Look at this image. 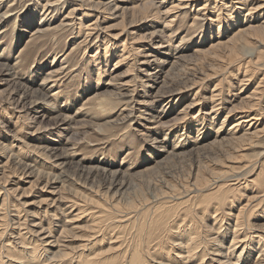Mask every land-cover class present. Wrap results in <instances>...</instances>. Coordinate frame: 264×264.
<instances>
[{"label": "rangeland", "instance_id": "374dc122", "mask_svg": "<svg viewBox=\"0 0 264 264\" xmlns=\"http://www.w3.org/2000/svg\"><path fill=\"white\" fill-rule=\"evenodd\" d=\"M13 2L15 4L11 6L10 4ZM45 2L46 0H9L4 3L0 0L1 13L6 10L11 13L15 12V15L13 14L2 24V30L6 29V31L0 36L2 39L0 55L3 53V57L0 58V67L3 66L1 63H8L12 67L19 56L18 59L21 60L17 68L24 71L23 73L26 75L29 73L28 78L22 81L24 83L21 85L15 83L9 76L1 74L0 68V151L4 152L3 154L0 152V156L4 161L9 160L7 170H11L13 176L15 174L18 176L25 169L34 167L36 171L58 176L57 184L63 183L69 188L75 189L79 193L78 198L81 195H86L95 201L93 204H89L82 200L84 199L82 196V199H76L85 205L83 209H87L77 222V225L80 226L79 239L74 237L72 241L63 242L66 245L63 247L64 251L71 253H67V256L59 254L56 257L46 251L38 236L27 233L28 226L26 227L25 224L27 225L28 221L25 218H29V215L25 210L22 211V208L25 209V207H21L22 214L20 216L23 215V218L19 219L10 216L9 210L12 206L7 205L4 210L6 217L3 221L0 220V258H2L0 263L26 264L27 260L33 261L29 256V250H25L21 246L22 241L18 238L21 230L23 236L26 237V242L32 247L31 250L33 247L39 250H37L38 257L35 255L36 259L42 260L44 264H79L87 256L89 258L95 256L98 261L101 260L100 262L104 264H127L129 263L127 259L131 258V251L133 252L134 249L137 251V248L141 250V252L139 251L141 257L143 256L140 264H218V258L222 259L223 255H225L223 259L229 258L228 263L231 262L229 264H233L232 262L244 264L245 261H248L245 264H261L257 261L260 259L258 258L259 244L263 245L264 242L257 240L255 236L257 229L264 231V132L263 135L261 134L262 136L254 138V142L249 143L248 140L228 133V128L238 118L232 116L236 113H230L228 119L224 122L223 120L234 104L243 105L244 95L251 92L260 81H262L260 84L261 93L264 95V38L252 37L251 42L240 44L233 57L225 51L227 50L225 48L219 47V51L217 48L215 51L210 47L211 43L219 38L217 36L220 28L222 40L233 36L240 24L248 22L253 25H261L262 27H259L263 28L264 11L263 13L261 10L250 12L249 6L252 5V1L246 4L236 3L237 6L242 7L237 10L241 11L242 18L236 22L233 21L236 13H231L230 8H224L221 0H218V5L215 8L207 10L208 19L196 20V8L205 1L194 0L192 5L195 4L196 7L190 6L193 9H188L186 14L179 10L181 15L172 22L173 25L169 27L170 31L163 30L166 14L157 12L154 16L153 14L149 16L150 18L146 21L144 17L148 14L144 7H138L133 11L127 10L128 14L124 12V15L120 11L115 14L120 13L121 16L118 18L112 16L113 10H108L109 12L92 11V14L87 17L88 20H96L98 15L104 16V21H99L102 23L100 27L110 28L108 30L110 35H113L114 32H122L118 38L110 37L111 43L114 41L117 50L109 57L110 63L106 67L102 64L105 46L103 39L96 40L97 34H95L96 36L94 35L87 42L83 33L82 35L76 33L78 28L74 31L66 30L62 37L56 42H52L50 46H45L42 50L37 49V53L33 54L31 61L26 60V55H23L24 58L20 56V51L27 45L31 32L40 25ZM67 2L68 4L66 3L58 12L56 11L57 13L54 12V25L59 24L73 3L76 4L80 1L67 0ZM177 2L179 0H169L168 6L165 5L158 9L162 12ZM209 2L211 6L215 5V0ZM176 11L177 9L173 12ZM27 12L34 16V20L28 21L27 29L29 31L18 38L17 32L11 30L15 25L18 28L26 26L27 22L23 17ZM218 13L220 14L218 15ZM196 21H199L200 24L198 29L194 30L195 28L191 24ZM154 31L155 33H153ZM170 33L172 35L169 36ZM126 37L129 46L134 48L140 45L144 46L137 48L138 52L133 50L130 58L122 60L116 67L115 63L121 57L122 52L120 45ZM185 37L184 43L180 44V41ZM163 41L165 46L161 45ZM178 44L180 47L177 46ZM98 45H100L98 55L100 54L102 57L99 59L101 64L99 63L98 66L101 65L107 69L99 83H97V65L93 66L94 57L92 56L97 53ZM184 45L187 47L181 50L180 48ZM198 48L208 49V51L206 53L196 52ZM155 49L160 52L169 51L171 54L168 57L165 56L167 54L156 50L153 53L157 55L158 60L171 61L174 60L173 56L181 54H184L185 57L178 60L175 68H171V63L165 64L158 74L160 75L159 82L154 84L157 86L152 89V87L143 86V84H153L151 80L146 81L148 76L145 73L148 70L143 73L137 67L140 65L138 62L143 60V54L150 50L155 51ZM38 50L40 51L38 52ZM55 53L58 55L52 63ZM251 54H257L258 61L251 60L246 63L251 59ZM65 56L68 58L62 65H66L68 69L63 83L58 82L56 85V89L60 90L58 99L67 111L64 113L75 115L77 108L85 105L83 113L87 114L72 119L69 124H67L68 120L59 116L62 112L26 111L29 110L31 101L35 99L36 94L33 97L31 95L26 98L22 97L23 90L27 86L38 88L45 72L50 68L59 67L62 59L66 58ZM36 65L42 68V73L39 75L33 72ZM247 68L252 79L240 93L239 79L243 77ZM111 79L113 84H118L120 81L128 84L125 86L127 88L122 91L123 94H133L131 90L135 87V92L138 95L134 93L133 96L140 101L150 102L148 106L151 109L148 112L152 115L144 114V117L149 120L155 115L153 119L156 121L161 119V122H165V127L155 128L157 130L155 132V130L145 129L144 125H148L149 122L147 119L127 117L130 107H132L127 95L121 99L109 96V99L114 103L108 111L107 109L92 111L88 105L90 101L86 99L90 94L97 92L116 91L117 85L111 86L104 83ZM164 80L168 82V86L161 88L163 94L174 91L178 87L190 85L194 87L185 90L181 94L182 97H174V103H170L169 107H164L162 104L168 103L170 98L153 104L147 89L151 88L156 92ZM215 87L221 90L222 103L214 119L211 120L213 114L202 113L198 121L190 122L187 119L174 125L179 116L178 112L187 103H190L195 96V98L209 97ZM196 93L198 94L196 95ZM46 101L53 108L54 102L51 98L47 96ZM260 104L259 108H262L264 103ZM122 108L126 110H122ZM170 108L171 111L168 112ZM199 108L196 109V112ZM204 108V112L211 110V107ZM121 112L124 114L120 115V118L125 121L118 123V114ZM134 114L138 116L141 112L134 111ZM263 125L264 119L260 127ZM198 126L200 132L197 131ZM38 127L40 128L39 132ZM66 127L67 129H64ZM243 130V128L240 129L237 135L242 134ZM173 140L180 141L178 151L174 152L176 154L161 151L165 145H169L167 150H172L169 142ZM45 146L48 148L58 147V149L43 150ZM69 146L76 151V155L67 158L60 169L52 165L56 160L63 161V159H56L51 153L54 151L60 153L63 148ZM16 170L19 174L15 172ZM113 170L118 173L111 174ZM123 174H125L124 179L128 183L123 189H120V179H123ZM252 180L255 183H250ZM4 183L0 182V186ZM220 184L231 189L223 197L225 198L224 203L218 201V198L221 197V192L217 191ZM255 187L260 191L259 193L253 191ZM67 192L70 196L73 194ZM10 199L13 200L15 197L11 195ZM207 201L210 203L207 204ZM158 208L159 214L155 212ZM120 209L125 212L130 210L129 212L135 214L130 213L129 216L132 217L129 220L124 218L123 220L120 219V214H123ZM93 213L96 216H93ZM56 215L62 216L61 212ZM159 215L164 217L162 226H156L158 219L156 216ZM237 216L244 225L241 227V232L244 231L246 234L248 232V238L245 239L246 249H244L243 255H240V260L236 254L240 253L241 247L235 248L232 242ZM99 217L102 218V221ZM20 220L22 222L25 220V224L22 223L23 225L20 224V226L18 224ZM50 220V218L46 219L44 223L48 224ZM95 221L96 224L101 223L99 224L101 227L97 228V231L92 227ZM52 227L53 234L58 235L61 229L57 227L55 230L56 227L53 224ZM251 233H255V235L254 238L249 239ZM194 235V238L197 239L196 248L192 252L186 253L188 248H185V244ZM262 236L264 237V233L261 234ZM79 243H86L88 246L84 249L72 248ZM8 246L14 248V251L9 250ZM245 251L247 253L244 255ZM218 252L222 256L217 255ZM13 255H17L16 257L19 259L13 258ZM123 260L125 261L123 262Z\"/></svg>", "mask_w": 264, "mask_h": 264}, {"label": "bare ground", "instance_id": "6f19581e", "mask_svg": "<svg viewBox=\"0 0 264 264\" xmlns=\"http://www.w3.org/2000/svg\"><path fill=\"white\" fill-rule=\"evenodd\" d=\"M1 1H3L5 3V2H7L9 0H1ZM78 1H80V2H78L76 4L75 3L72 4L73 6L64 15V17L61 19L59 24L54 25V23H53V20L55 18L54 12L57 13L60 10V8L64 7L66 3L68 4V2H67V0H46V2L43 4L44 7H43V12H42V17H41L40 22H39L40 25L36 29H34L33 32H31L30 37L27 40V45L24 47V49L22 51H20V56L23 57V55H26V57H25L26 60L28 59L27 61H31L33 59V57H32L33 54L37 53V49L42 50L43 47L50 46V44L52 42H56L57 40H59L62 37L63 32H65L66 30L72 29L74 31L76 28H78V31L76 33H78V35H80V34L82 35V33H83L85 35V39L87 40V42H89L88 40H90L92 37H94L95 34H97V36L95 35L96 36L95 37L96 40L103 39L102 41H103V44L105 46H104V55H103L104 56V60H103L102 64L106 65V67H107L109 65V63H110L109 57L114 52H116V50H117L116 46H115L116 44L113 43L114 41L111 43L110 37L118 38V37H120L122 32L121 33L120 32H114L113 31L114 29H113L112 30L114 32V34H113L114 36H113V35H110V33H108V30H110V28H108L107 26H101L100 27V25H102V23L99 22V21H104V19H105L104 16L101 17V16L98 15L96 20H88L87 17H89V15L92 14V11L106 12L108 10H110V11L113 10V12H111V14H113L112 16L114 18H118V17L121 16L120 13L117 14V15H115V14L120 12V11H121L122 14L124 12H126V14H128L127 10H129V11L132 10L133 11L134 9L137 10L138 7H144L145 11L148 14L147 16L144 17V20H146V21L150 18L149 16H152V14L154 16V14H156L157 12H159L160 14L161 13L162 14H166V16L164 15L165 16L164 17V23L165 24H163V30L166 29L167 31L168 30L170 31L169 27L171 25H173L172 22H174L177 19L178 16L180 17L181 11H182L183 14H186L188 9H191V10L193 9L190 6L196 7L195 4L192 5V2H194V0H179V2L172 4L168 8H165V10L162 11V12L159 10L160 7H163L165 5L168 6L169 0H130V1H128V0H78ZM204 1L205 2L201 3V5L198 8H196V16H195L196 20H206V19H208L207 15H206L207 10L210 11V8H215L218 5L217 4L218 0H215V5H213V6H211V4L209 2L210 0H204ZM249 1L253 2L252 5L249 6L250 12L253 11V10H261L262 13H263V11H264V0H238V2H235V0H229V1L228 0L227 1L221 0L222 5H223L224 8H230L229 11H231V13H234V12L236 13L235 18L233 19V21H236V22L242 18V16L240 15L241 11H237L238 9H241L242 7L237 6L238 4H236V3L246 4ZM14 4H15V2H13L10 5L12 6ZM0 6H1V4H0ZM83 6H84V9H82ZM156 8L157 9L159 8V9L157 10ZM154 9L156 10L155 12H154ZM176 9H177V11L173 12ZM139 10H140V8H139ZM179 10H181V11H179ZM219 10H221V9H219ZM177 12H180V13L177 14ZM250 12H248V13H250ZM14 13L15 12L11 13V12H9L7 10L2 12V13L0 12V36L6 31V29L2 30V24L5 21H7L8 19H10V17H12ZM16 14L18 16V12ZM219 14L220 13H218V15ZM204 15H205V17H203ZM226 15L228 16V14H226ZM23 18H25V22H27L26 26L23 27V28H18L17 25H15L12 28V30H11L12 32H15V31L17 32L18 38H21L22 36H24L25 32L29 31L27 29L29 27L28 26L29 25L28 21L34 20V16L31 15V13L29 14V12H27L25 17H23ZM217 19H218V17H217ZM144 20H141V21L143 22ZM199 24H200V22L196 21V23H192L191 26L195 28L194 30H196V29H198ZM259 26H261V25H253V24L248 23V22H247V24L246 23L245 24H240L238 26L237 30L233 33V36H231L227 40H222V37L220 36V35H222L221 34V28H220L219 31H218L219 34L217 36L219 38L216 41L211 43V47L210 48L211 49L214 48V50L216 48L218 50L219 47L220 48H225V49H227L225 51L229 52L230 56L233 57L235 55V53H234L235 50L237 49V47L240 44L251 42V40L253 39L252 37H257V38L258 37H262V38H264V27L260 28ZM153 33H155V31ZM170 35H172V34L170 33L169 36ZM188 37H189V34H188ZM6 39H8V38H6ZM185 39H186V37L183 38L180 41V44H183L184 43L183 41ZM127 41L128 40H127V37H126L123 40V42L121 43V45H120L122 52L120 54L121 57L119 58L117 63H115L116 67H118L120 65L122 60H124V59H126L128 57L130 58V56L132 55L131 52L133 50L137 51V48H140V47L144 46V45H140L137 48H134L131 45L129 46L128 45L129 42H127ZM1 42H2V39L0 38V43ZM180 44H178L177 46H179ZM161 45L162 46L164 45V41L162 42ZM113 46L115 48L114 50H113ZM99 47H100V45H98L97 53L92 55L94 57L93 58V60H94L93 61V66L97 65V68H96L97 69L96 70L97 71V83H99V80L100 81L102 80L103 74L107 71L106 67L103 68L101 65L98 66V64L100 63L99 59L101 57L100 54L98 55ZM145 47H146V45H145ZM186 47L187 46L184 45L180 49L184 50V48H186ZM40 50H38V52ZM156 50L157 49H155V51L154 50L153 51L150 50L149 52L145 51L146 53L143 54V60L141 62H138L140 65L137 67V69L140 72H143V73H145L144 71L148 70L145 73V75L148 76L146 81L151 80V81H153V84H143V86L152 87V89H154V87L157 86V85L154 86V84L159 82L158 79L160 78V75H158V74L163 69L165 64L171 63V68L172 67L175 68L177 66V64H178L177 63L178 60L182 59L183 57H185L184 54H181L180 56H173L174 60H171V61L158 60L157 57H156L157 55H155V53H153V52H156ZM4 51H5V49L3 50V52ZM198 51L206 53V51H208V49L204 50V49L198 48V49H196V52H198ZM158 52H160V50ZM181 52H183V51H181ZM160 53L167 54L165 56H168V55L170 56L171 55L169 51H164V52H160ZM221 53H222V51H221ZM133 54H135V53H133ZM253 54H254V51H253ZM253 54L250 55L251 59L248 60L246 63H249L251 60L252 61L255 60V62L258 61V59H259L258 55L257 54L253 55ZM2 55H3V53H1L0 58L3 57ZM57 55H58V53H55L52 63L57 58ZM18 57L19 56H17V60H16V62L14 63V65L12 67L8 63H1V65H3V66H2V68L1 67L0 68H1V74L5 75V76H9L12 80H14L15 83L17 82V83L21 84V83H24L22 81H24L26 78H28V76H29L28 74L29 73H27V75H26V74L23 73L24 71H20L19 68H17L18 63L21 60V59H18ZM206 57H207V55H206ZM67 58L68 57L62 59L61 65L59 67L50 68L48 71L45 72V75L43 76L42 80L38 84L39 85L38 88L34 89V88H30V87L27 86L23 90V93H24L22 95L23 98H26L27 96H30V95L33 97L34 94H36L35 95L36 96L35 99H33L31 101L32 104H31L29 110H26V111L31 112V110H32L33 112H40V110H42L44 113H50L52 111L62 112V114H59V116L61 115L62 118H64L65 120H68L67 124H69V122H71V120L75 119L76 117H79V116H82V115H85V116L87 115L86 112L83 113L85 105L77 108V110L75 111V115L74 114L64 113V112H67V111H65L66 109H64L63 105L61 104V102L58 99L60 90L58 88L56 89V85H58V82H60L62 84L63 81H64L63 80L64 76L67 74L66 73V70L68 69V68H66L67 66L66 65H62V64H64V62L67 61L66 60ZM175 58H177V59H175ZM135 62L137 63V60H135ZM68 63H67V65H68ZM35 68H36V70H35ZM35 68L33 70L34 74L39 75V74L42 73L41 72L42 68L40 66L36 65ZM239 68H240V66L237 68V72L239 71ZM32 73H31V75H32ZM31 75H30V77H31ZM112 78H113V76H112ZM32 79H34V78H32ZM251 79H252V75L248 72V68H247L245 70V73L243 74V77L242 78L240 77V79H239V84H238L239 88L238 89L240 90V93H242V91L245 89V86L247 85V83ZM114 82H116V81H114ZM261 82L262 81H260L258 83V85L254 89L251 90V92H249L248 94L244 95V97L242 98L244 100L243 105L239 106V104H236V105L234 104L233 107H231L229 112L226 114V116H225V118L223 120V122L226 121L228 119L230 113L231 114L232 113H236V114H234L232 116H234V118H237V117L238 118L235 119L234 123L228 128V133H230L233 136L236 135V137H238V138H242V139L248 140L249 143L250 142H254L253 139L254 138L257 139V137L262 136L263 132H264V125L262 127H260V125H262L263 119H264V106L262 108H259V106L261 105L260 103L261 102L264 103V95L261 93V90H262V88L260 86V84H262ZM104 83H105V85L107 84V85H111V86L112 85H117V88H116L117 90L116 91L115 90L114 91L110 90V91L103 92V93L102 92H97L95 94H90V96H88V98L86 100L90 101L88 105L92 109V111L96 110V109H99L101 111L102 110L104 111V110L107 109V111H108V109H111L110 107H112L111 105H113V103H114V101H111L109 99V96L114 97V99H121L123 96L127 95V94H123L122 93V91L125 88H127V87H125L126 85H128V84H126V82H121L120 81V83H118V84H115V83L113 84V81L111 79L110 81H106ZM127 83H129V82H127ZM166 86H168V82L166 80H164L162 86L159 87L156 92L152 91L151 88L147 89V91L149 93V98L152 99L151 102L153 104L161 102V101H165L168 98H170L168 103H165V104L163 103L162 104V106H164V107H167V106L169 107L170 103H174L173 102L174 101V97L175 98H180V97H182L181 94H183V92L185 90H188L189 88H193L194 87V86H191V85L190 86L178 87L174 91H170L167 94H163L162 93L163 89H161V88H163V87L166 88ZM216 86H218V85L216 84ZM131 91H133V94H129V95H127V97L129 96V100L128 101H130V106H132V107H130V112H129V114H127V117H131L130 119H133V118H136V117L137 118H141V119H147V118L144 117V114H150V112H148L151 109L148 106L150 102H148V101L146 102L145 100L140 101V100L136 99L133 96L134 93H136L135 92V87ZM197 94L198 93H196V95ZM46 95L49 98H51V100L54 102L53 108H51L52 105L49 104V102L46 101V99H47ZM195 97L193 98V100L190 103H187L185 105V107L182 108L178 112L179 116L176 118V121H175L176 123L174 125L178 124L181 121L184 122V120H187V119H188V121L190 120V122L198 121L201 118L202 113H207L208 115L213 114L211 120L215 118L216 114H218L217 111L220 108V105L222 103L221 90L220 89H218L216 87H215V89L213 88L211 95L209 97H207V98H206V96L204 98L203 97L195 98ZM11 103H12V101H11ZM131 104H133V105H131ZM208 104H211V105H208ZM204 107H211V110L208 111V112H206V111L204 112V110H203V109H205ZM171 108H172V106H171ZM171 108L168 110V112L171 111ZM197 108H199L198 112H196ZM124 109L125 108H122V110H124ZM134 111H139V112H141V114L136 116V114H134ZM88 112H90V111H88ZM123 114H124L123 112L118 114V120H119L118 123H123L125 121L123 118H120V115H123ZM150 115H152V114H150ZM123 117L125 118V116H123ZM154 117H155V115L153 116V118ZM153 118L149 119V120L147 119L149 122H148V125L147 124L144 125L145 129H150V130H153V131L155 130V132H156L157 130L155 128L159 129V127L160 128L165 127V122H161V119L156 121ZM230 118H231V116H230ZM136 122H138V121H136ZM242 128L244 129L243 133L242 134L240 133L241 135L239 134V136H238L237 134L240 131V129H242ZM64 129H67V127L64 128ZM35 131H37V130H35ZM39 131H40V128H39L38 132ZM197 131H199V126L197 127ZM38 132H36V133H38ZM55 143H53V144H55ZM169 143H170V146H172V150H170V151L167 150L168 149L167 147L169 145H167V146L165 145L164 146L165 148H162L163 150H161V151L168 152V153H171V154H176L174 152L178 151V148H179V145H180V141L173 140V141H171ZM45 149L46 150L47 149L48 150H51V149L52 150L53 149L57 150L58 147H56V148L55 147L48 148V147L45 146V148L43 150H45ZM51 154L54 155L56 157V159H60V158L63 159V161L56 160L55 163L52 164V165H55L56 167H58L60 169L61 165H63L65 163V160L67 158H72L74 155H76V151L73 150V148H70V146H69L68 148H63L60 153H58L57 151H54ZM8 161L9 160H5L4 161L1 158V156H0V182H2V183L5 182L2 186H0V220L3 221V219H5L4 217H6V215H5L6 213L4 212V210H5V207L7 208V205L8 206H12L11 209L9 210L10 216L12 215L11 217H15V218L21 219V218H23L22 217L23 215L22 216H20V215L22 214V211L25 210L28 213V215H29V218H27V217L25 218V220L27 219L28 223L26 225L25 224V220L23 222H22V220H20L18 222V224L20 225V224L23 223V224H25L26 227L28 226L27 228L25 227L27 233H30L33 236H34V234L36 236H38V239H39L40 243L41 242L43 243L44 248L46 249V251L48 253L52 254L51 256L56 257L59 254L61 256L62 255L67 256L68 255L67 253H71V252L64 251L65 249H63V247L66 246V245H64L63 242L72 241V239H74V237L79 239L78 238V232L80 231V226L77 225V222L80 220V218L83 216V214H85L84 212L87 210V209L86 210L83 209V206H85L84 204H81L80 202L76 201V199L78 198L77 195L79 194L78 191H76L75 189L69 188L67 185H65L63 183L61 185H58L57 184L59 182L58 181V179H59L58 176H55V175H52V174H47V173L44 174V172L36 171L34 169V167L33 168L30 167L27 170L25 169V171L21 172L20 174L16 170L15 172H17L19 175L16 176V174H15L13 176L12 173H11L12 171L10 169H9L10 171L7 170ZM10 167H11V165H10ZM35 168H37V166H35ZM117 173L118 172L116 170L111 171V174H113V175L117 174ZM119 173H121V172H119ZM122 176H123V179H120V189H123V187L128 183L124 179L125 174H123ZM252 182H254V180H252L250 183H252ZM230 190L231 189L229 187H226V185H224V184L223 185L220 184L218 186V190L217 191L221 192L220 193L221 197L218 198V201L220 203H224V199L225 198H223V197L225 195H227V193L230 192ZM67 191L72 192L73 194H71V196H70L69 194H67L68 193ZM253 191L257 192V193L260 192V191L256 190V187H255V190L253 189ZM11 195L14 196L15 199H13V200L10 199ZM81 196L84 199H82ZM81 196L78 199L85 200L86 202H89V204H93L94 201H95L93 198H89L86 195H81ZM259 201L261 202V200H259ZM206 203L209 204L210 201H207ZM22 206H24L25 209L22 208V211H21V207ZM115 207H117V206H115ZM122 211L123 210L120 209V212H122ZM129 211L128 212L123 211V214H120V219L124 218V219H128L129 220L132 217V216H129V214L133 213V212H129ZM60 212L62 214L61 217H60V215H56V214H59ZM155 212H157V214H159V208L156 209ZM133 214H135V213H133ZM94 215L96 216V214L93 213V216ZM106 215H104V216H106ZM97 216H99V215L97 214ZM214 216H215V214H214ZM100 217H101V215H100ZM100 217H99V219H100ZM157 217H158V219L156 220L157 221L156 222V226L164 225V221H163L164 217H162L161 215L156 216V218ZM49 218L51 220L48 222V224L44 223V220L49 219ZM53 219H54V221L52 222ZM123 220H122V222H123ZM97 222H99V221L97 220ZM97 222L95 221L93 223V225H92L93 229H95V230L97 228L101 227V226H99V224H101V223L96 224ZM51 223L53 225H55V227H56L55 230L57 229V227H58V229H61L58 235L56 233L53 234V231H52L53 227L51 228V226H52ZM242 223H241L239 217L237 216L236 227H235L234 236H233V239H232V242H233V245L235 246V248L241 247L240 253L236 254L237 258H239L240 255H243V251H244V249H246L245 239L248 238V232H247V234L244 231L241 232V230H242L241 227L244 226V225H242ZM0 224H1V222H0ZM13 224H16V223H13ZM21 229H23V228H21ZM93 232H95V231H93ZM256 232L257 233H256L255 238H257V240H259V241L264 242V237L263 236L261 237V234L264 233V231H262L260 229H257ZM193 234H194V231H193ZM195 235H197V234H195ZM195 235L193 236V238H190V240L186 242L185 248H188L186 250L187 251L186 253L192 252V250L194 248H196L195 244L197 243V239L194 238ZM254 235H255V233H253V234L251 233V235L249 236V239H252V237L254 238ZM18 238H20L21 241H22V244H21L22 248H24L25 250H29L28 251L29 252V256H30V258H32L31 260H33V261L27 260L26 264H28L29 262L32 263V264H44L42 262V260L40 261V259H39V261H38L36 259L35 255H37V253H38L37 250L38 249L33 247V250H31L32 247L29 245L28 242H26V237L23 236V234L21 233V230H20V234H19ZM133 238H134V236H133ZM82 241H84V240H82ZM6 242H5V244H6ZM7 245H9V244H7ZM259 245L260 246H259L258 258H260V259H258L257 261H259L261 264H264V244L263 245L259 244ZM10 246H8L9 250L12 249V247H10ZM86 246H88V244L79 243L77 246H72V248L76 249L77 247H79L80 249H84ZM136 250L137 251H135V249H134L133 252L131 251V253H132L131 254V258L127 259L128 260L127 262H129L127 264H140L141 263L142 258H143V256L141 257V253H140L141 250L138 249V248ZM229 250H231V249H229ZM246 253H247V251L244 252V255ZM214 254H215V252H214ZM217 255H221V254L219 253ZM16 256L17 255H13V258L19 259V257H16ZM223 256L224 257H222V259L218 258V260H217L218 264H229V263H231V262L228 263L229 258H227L225 260V259H223V258H225V255H223ZM37 257H38V255H37ZM0 259H2V258H0ZM51 259H52V257H51ZM238 260H240V258ZM15 261H17V260H15ZM100 261H98L95 256H92L91 258H89L87 256V258H83V260L79 264H104V263H102ZM110 261H112V260H110ZM124 261L125 260H123V262ZM246 262H248V261H245L244 264ZM232 263L235 264L234 262H232ZM0 264H3V263H0Z\"/></svg>", "mask_w": 264, "mask_h": 264}]
</instances>
